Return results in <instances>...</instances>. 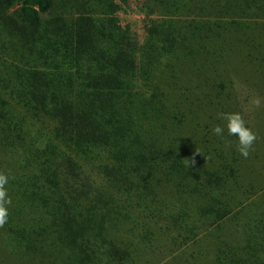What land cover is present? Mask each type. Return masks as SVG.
Segmentation results:
<instances>
[{"label": "trees", "instance_id": "1", "mask_svg": "<svg viewBox=\"0 0 264 264\" xmlns=\"http://www.w3.org/2000/svg\"><path fill=\"white\" fill-rule=\"evenodd\" d=\"M0 173V264H264V0H0Z\"/></svg>", "mask_w": 264, "mask_h": 264}, {"label": "clouds", "instance_id": "2", "mask_svg": "<svg viewBox=\"0 0 264 264\" xmlns=\"http://www.w3.org/2000/svg\"><path fill=\"white\" fill-rule=\"evenodd\" d=\"M221 119L226 120V125H216L213 132L217 136H222L227 129L229 136H234L238 141V149L240 154L247 158L253 143L256 140V135L253 130L247 126L245 120L239 112H229L221 115ZM9 177L0 173V225L4 224L8 218V206L11 204V199L7 196L6 185Z\"/></svg>", "mask_w": 264, "mask_h": 264}, {"label": "rangeland", "instance_id": "3", "mask_svg": "<svg viewBox=\"0 0 264 264\" xmlns=\"http://www.w3.org/2000/svg\"><path fill=\"white\" fill-rule=\"evenodd\" d=\"M121 22L124 25L131 26L134 30L142 33L143 31V20L145 15L135 11L121 12L119 13Z\"/></svg>", "mask_w": 264, "mask_h": 264}]
</instances>
